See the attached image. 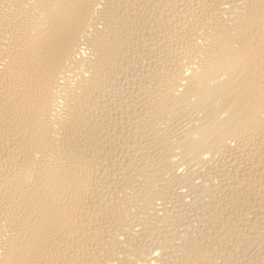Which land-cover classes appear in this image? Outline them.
Instances as JSON below:
<instances>
[{
  "label": "bare ground",
  "instance_id": "obj_1",
  "mask_svg": "<svg viewBox=\"0 0 264 264\" xmlns=\"http://www.w3.org/2000/svg\"><path fill=\"white\" fill-rule=\"evenodd\" d=\"M0 264H264V0H0Z\"/></svg>",
  "mask_w": 264,
  "mask_h": 264
}]
</instances>
